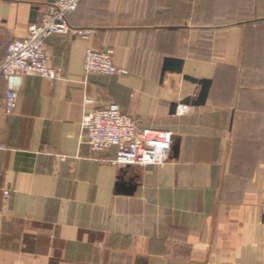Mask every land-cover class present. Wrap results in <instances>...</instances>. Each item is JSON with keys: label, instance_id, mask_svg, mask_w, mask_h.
Returning a JSON list of instances; mask_svg holds the SVG:
<instances>
[{"label": "crops", "instance_id": "1", "mask_svg": "<svg viewBox=\"0 0 264 264\" xmlns=\"http://www.w3.org/2000/svg\"><path fill=\"white\" fill-rule=\"evenodd\" d=\"M52 3L0 0V62ZM69 23L90 34L46 41L58 79L0 80V264H264V0H81ZM89 49L122 73L87 76ZM166 58L184 73L162 77ZM184 75L209 97L171 114L199 96ZM111 104L172 131L179 156L119 168L93 151L83 115Z\"/></svg>", "mask_w": 264, "mask_h": 264}, {"label": "built area", "instance_id": "2", "mask_svg": "<svg viewBox=\"0 0 264 264\" xmlns=\"http://www.w3.org/2000/svg\"><path fill=\"white\" fill-rule=\"evenodd\" d=\"M81 0H54L42 12L41 20L30 26L25 38L11 42L7 56L0 62V80L16 76H37L54 81L59 73L50 66L45 52L46 41L53 35H68L74 31L78 36L88 37L90 33L73 30L69 16L78 11ZM84 72L87 76L120 75L122 71L114 64L109 51L87 50L84 58ZM18 107V94L13 90L6 93L5 113L13 114ZM189 107L179 105L178 115H185ZM82 128L88 144L95 152L115 148L117 156L110 163L119 168L138 166L154 168L163 166L172 156L175 136L172 131L143 127L137 118L124 114L120 107H108L85 112ZM5 200L11 199L9 191Z\"/></svg>", "mask_w": 264, "mask_h": 264}, {"label": "water", "instance_id": "3", "mask_svg": "<svg viewBox=\"0 0 264 264\" xmlns=\"http://www.w3.org/2000/svg\"><path fill=\"white\" fill-rule=\"evenodd\" d=\"M50 2H54V0H50ZM35 16V14H34ZM175 73V74H183L184 73V61L180 59H174V58H166L164 61V66L162 70V77L166 75V73ZM185 80L192 82L193 84L199 85L201 87L199 96L195 101H191L189 99L185 100L183 104L185 105H193V106H203L206 104L212 82L211 80L203 79L199 80L197 78L191 77L189 75L183 76ZM179 104H172L171 106V114H176V110L178 108ZM180 152V142H174L172 153L174 154V157L177 158L179 156ZM137 186L133 184L132 182L127 183L125 180L121 181L119 184V190L118 192L123 194L126 193L127 195H133L136 192Z\"/></svg>", "mask_w": 264, "mask_h": 264}, {"label": "rangeland", "instance_id": "4", "mask_svg": "<svg viewBox=\"0 0 264 264\" xmlns=\"http://www.w3.org/2000/svg\"><path fill=\"white\" fill-rule=\"evenodd\" d=\"M113 61H114V59H113ZM114 64H115V62H114Z\"/></svg>", "mask_w": 264, "mask_h": 264}]
</instances>
